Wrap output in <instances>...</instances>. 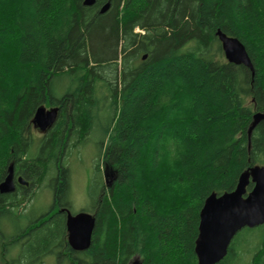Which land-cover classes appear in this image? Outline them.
Masks as SVG:
<instances>
[{"label":"trees","instance_id":"1","mask_svg":"<svg viewBox=\"0 0 264 264\" xmlns=\"http://www.w3.org/2000/svg\"><path fill=\"white\" fill-rule=\"evenodd\" d=\"M217 30L244 45L252 69L225 59ZM56 78L67 80L60 95ZM39 106L58 115L37 137ZM255 112L264 113V0H0V182L10 164L30 182L0 193V264L49 255L53 264H197L205 197L264 164V118L247 137ZM99 124L95 198L81 209L94 225L90 245L74 250L55 207L70 206L66 156ZM44 185L52 209L31 216ZM215 264H264V223L240 229Z\"/></svg>","mask_w":264,"mask_h":264},{"label":"water","instance_id":"2","mask_svg":"<svg viewBox=\"0 0 264 264\" xmlns=\"http://www.w3.org/2000/svg\"><path fill=\"white\" fill-rule=\"evenodd\" d=\"M96 0H83L90 6ZM109 8L105 1L100 12ZM227 61L242 64L252 69L250 58L244 45L235 37L220 30L215 32ZM145 55L142 56L144 58ZM58 108L46 109L39 106L33 115L32 124L40 131H46L56 121ZM264 118V113L255 112L247 128L248 139L252 130ZM105 182L110 176L114 180L115 173L105 165L103 168ZM20 183H26L21 177ZM252 183L250 189H247ZM14 190L13 165L8 166L4 179L0 182V193ZM264 223V164L245 168L238 176L235 187L221 194L209 193L199 210L198 234L195 239L194 252L197 264H215L227 254L229 244L236 233L243 227H254ZM94 225L92 214L83 210L75 214H67L66 227L68 243L75 250H84L90 245L91 232Z\"/></svg>","mask_w":264,"mask_h":264},{"label":"rangeland","instance_id":"3","mask_svg":"<svg viewBox=\"0 0 264 264\" xmlns=\"http://www.w3.org/2000/svg\"><path fill=\"white\" fill-rule=\"evenodd\" d=\"M136 31H140L139 28H136ZM66 79L60 80L56 78L53 84V91L55 94L60 95L64 92L66 88ZM47 110L53 108L54 106H44ZM108 107L103 109V112L106 113L108 111ZM104 124V119L101 120ZM96 126L95 129L90 135L89 140L83 145L81 148L73 149L70 155H67L66 161L70 168V208L72 211L78 212L82 208H89L92 206V203L95 198V191H90V180L94 175L97 174L96 169L94 168L95 162L100 159L101 160V150H100V141L102 138V127L101 125ZM34 127V126H33ZM34 129V134L37 137L41 135L40 130L37 128ZM37 129V130H35ZM104 168L103 162L100 164L101 171ZM36 188L33 190L35 191ZM51 197V190L49 187L45 185L37 190L34 200L31 205L29 204L26 210L31 209V216L37 215L39 212H43L47 209L49 200ZM21 205H25L21 203ZM23 207V206H21ZM21 209V208H20ZM14 216L17 215L16 210L12 212ZM10 219V218H9ZM24 218L18 219L19 223H23ZM4 225V235L8 236L13 232V227L11 226V222L6 218L3 220ZM16 253V250H11L7 257L10 258L12 255ZM47 259V258H46ZM140 257L136 256L132 259L134 263H139ZM45 264H53L52 260H46Z\"/></svg>","mask_w":264,"mask_h":264},{"label":"flooded vegetation","instance_id":"4","mask_svg":"<svg viewBox=\"0 0 264 264\" xmlns=\"http://www.w3.org/2000/svg\"><path fill=\"white\" fill-rule=\"evenodd\" d=\"M21 176V175H15L14 173V178H13V182H14V190L13 191H16L17 189H20L21 187L23 188H27L28 186H30V182L28 180H26L25 178H23V180L26 182V183H20L17 178ZM18 191V190H17ZM25 197L22 195L21 199L20 200H23ZM23 203V201H21ZM47 209L50 211L52 209V196L50 197V200H49V204H48V207ZM60 212V213H65V218H66V221H67V214L68 212H70V214H75L77 212L74 213V211H72V208H70V206L68 207L67 205H61L59 208H56L55 207V212ZM38 218V217H37ZM66 231H67V227H66ZM67 237H68V232H67V235H66V240H67ZM68 242V240H67ZM69 244V243H68ZM71 247V246H70ZM72 248V247H71ZM74 249V248H72ZM75 250V249H74ZM48 260H52L53 263H54V260H55V257H53L52 255H49V256H46L45 259H44V264L46 262L47 259Z\"/></svg>","mask_w":264,"mask_h":264},{"label":"bare ground","instance_id":"5","mask_svg":"<svg viewBox=\"0 0 264 264\" xmlns=\"http://www.w3.org/2000/svg\"><path fill=\"white\" fill-rule=\"evenodd\" d=\"M246 67H247V66H246ZM19 177H21V176H19ZM19 177H18V178H19ZM13 178H14V169H13ZM18 178H17V180H18ZM21 178H22V177H21ZM22 179H23V178H22Z\"/></svg>","mask_w":264,"mask_h":264}]
</instances>
